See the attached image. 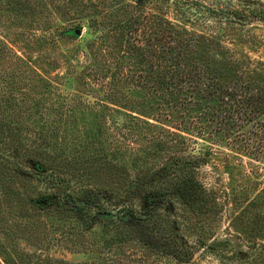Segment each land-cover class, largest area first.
<instances>
[{
	"label": "trees",
	"instance_id": "1",
	"mask_svg": "<svg viewBox=\"0 0 264 264\" xmlns=\"http://www.w3.org/2000/svg\"><path fill=\"white\" fill-rule=\"evenodd\" d=\"M151 1L0 0V264H264V60L195 29L264 25V0ZM207 138L262 164L247 189L206 180Z\"/></svg>",
	"mask_w": 264,
	"mask_h": 264
},
{
	"label": "rangeland",
	"instance_id": "2",
	"mask_svg": "<svg viewBox=\"0 0 264 264\" xmlns=\"http://www.w3.org/2000/svg\"><path fill=\"white\" fill-rule=\"evenodd\" d=\"M201 1H208V0H201ZM214 1H219L222 3H226V2L234 3L236 0H214ZM147 7L150 8L154 13H158V12L167 13V15H169L168 17L176 20L179 19V15H181V11L178 10V7L174 2H167L165 0H152L147 5ZM203 14L204 13H199L197 14V17H200ZM186 25L187 27L193 29V26L190 23H187ZM195 29L201 32L202 35L208 37L209 36L215 37V35L222 34L223 42H225L230 49H234L237 53L248 56L253 60H259V59L264 60V43H262L264 41V25L252 24V25L239 27V26H232L223 23L218 26H215L214 23H210L209 25L199 24V27ZM81 34L82 35L80 39L74 42L72 46L77 45L79 46V48L80 47L84 48L87 45V43H89L91 40L95 38V36H93L86 27L82 29ZM212 46L214 47V45ZM62 72L63 70H60V71H55L52 74L60 75ZM135 100H140V99L136 97ZM125 107L127 110L137 113L142 118H145L149 121H154L158 119L156 114H154V112H152L150 109L148 110L147 108H144L145 105H142L141 107L140 104L138 107L137 105L127 106L125 104ZM164 123L170 125L166 122ZM205 141H206V143H204L205 148L208 147L209 149H212L217 155L214 156L213 158L214 160L211 163H209L208 166L206 167V173H207L206 180L208 182L213 183L219 189L218 192L220 193L223 190L231 195V193L236 190L242 191V187L243 189H247L248 183L250 181H254L256 177L254 173L257 172L255 170V165H258L260 168H262L263 167L262 164L253 163L252 161H250L249 158H247V156L244 155V153L240 152L239 150L232 149L231 145H229L231 141L228 142V140L226 139L222 140V138L219 139L212 138V140L207 138ZM234 152H236L237 154H234ZM225 155L228 156L227 161L223 157ZM0 173L4 175L6 174V170L2 164H0ZM221 211H222V215L221 218H219V221H217V225H214L212 228H210L211 232H213V235L219 233L222 236L223 229L229 223L230 210H225V208H223V210ZM100 230L101 228L97 226L94 231L99 233ZM192 239L194 240V238ZM97 240L100 243V238H98ZM21 246L27 251H31V250L35 251V248L28 247V245H25L24 243H22ZM49 253L53 258L62 259L68 263H86L94 259H97L98 257H102V255H100L99 253H88V252H84L83 250L80 251V253L76 254L74 253V251H71L69 249L67 250L66 247L65 249H52ZM195 256L198 261V264H217V261L213 256L205 255L201 257V253H197ZM153 258H154L153 264H177L172 258L162 257V256H154Z\"/></svg>",
	"mask_w": 264,
	"mask_h": 264
},
{
	"label": "water",
	"instance_id": "3",
	"mask_svg": "<svg viewBox=\"0 0 264 264\" xmlns=\"http://www.w3.org/2000/svg\"><path fill=\"white\" fill-rule=\"evenodd\" d=\"M76 34H77V35H80V31H77Z\"/></svg>",
	"mask_w": 264,
	"mask_h": 264
}]
</instances>
